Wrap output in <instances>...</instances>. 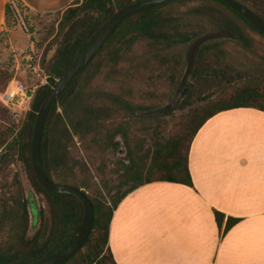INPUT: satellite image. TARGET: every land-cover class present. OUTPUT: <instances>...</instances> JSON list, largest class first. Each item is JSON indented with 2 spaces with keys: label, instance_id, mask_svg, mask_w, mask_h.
<instances>
[{
  "label": "trees",
  "instance_id": "trees-1",
  "mask_svg": "<svg viewBox=\"0 0 264 264\" xmlns=\"http://www.w3.org/2000/svg\"><path fill=\"white\" fill-rule=\"evenodd\" d=\"M17 1H19L17 6L9 2L4 6L6 32L16 25L18 6L23 4L20 0ZM142 1L145 0H74L72 5L61 13L56 32L50 34L52 37L50 43L53 45L58 42L55 56L45 67L51 85L37 88L21 128L18 129L11 122L9 109L0 103V237L2 236L0 264L41 262L64 250L76 237L83 215L80 201L72 196L45 190L32 169L30 146L34 122L43 100L56 80L65 74L105 23L122 8ZM190 1L192 0H171L125 18L98 53L73 77L51 105L39 146L42 171L50 182L81 189L93 208L92 227L87 239L81 249L63 264H115L108 247V234L113 211L120 200L132 190L156 181L191 186L187 157L191 141L203 123L219 112L235 108H254L264 112V81L260 79L255 78L233 87L230 99L222 100L231 82L222 80L224 72L220 67V55L223 54V43L205 41L196 51L191 78L200 86L215 84L216 98L211 95L200 97L198 94L197 100L203 104L190 110L186 119L189 127L179 136L159 146L153 154L151 161L153 176L141 179L139 171L130 168L124 178L129 179V172H132L134 176H138L136 183L128 187L110 205L86 193L85 190H91L95 194H98V191L91 188L95 184L89 175L82 180L76 174L75 168L79 163L71 158L68 150L73 145V136L85 138L94 131L99 121L111 119L112 115L120 110L134 117L125 96L99 89L92 91L91 81L98 77L101 68L107 65L116 71V66L123 55L122 51L131 50V47L139 42H147L149 53L155 55L156 63L162 67L170 66L172 76H176L177 67L182 59L181 49L188 47L196 37H199L204 28L197 30L191 27L184 23L183 17L187 18V15H182L180 20L178 16L167 13L165 8L172 3L183 5ZM205 1L219 3L261 35L224 2ZM235 1L250 9L264 22V0ZM42 46L43 43L37 44V48ZM104 52H107L105 56ZM11 78L12 73L0 67V94L6 89ZM195 84L189 83L184 87L178 109L183 110L192 106V89ZM108 102L116 103L117 108L110 107ZM121 132L116 130L113 134ZM122 134L126 138V132ZM17 160L24 164L29 183L36 193L45 197L49 207L50 230L43 243L39 242L38 232L33 238H27L30 201L26 198L18 174L15 172L7 178L6 172ZM131 176L133 177V174ZM215 220L220 225L223 215L215 212ZM235 222L236 219L228 218L225 231Z\"/></svg>",
  "mask_w": 264,
  "mask_h": 264
},
{
  "label": "rangeland",
  "instance_id": "rangeland-1",
  "mask_svg": "<svg viewBox=\"0 0 264 264\" xmlns=\"http://www.w3.org/2000/svg\"><path fill=\"white\" fill-rule=\"evenodd\" d=\"M8 2L14 6L19 4L17 0ZM18 9L15 27L0 32V67L12 73L7 85L9 90L20 92L16 113L10 111L11 122L19 129L37 88L50 84L45 67L55 56L58 45V42L50 43V34L56 32L62 12L35 13L23 4ZM165 10L180 20L182 15H187V18L183 17L184 23L197 30L204 28V32L188 47L179 50L182 59L176 76H172L170 66L162 67L156 63L155 55L149 53L147 42L136 43L129 51L123 50L116 71L108 65L101 68L98 77L91 81L90 89L125 96L134 117L120 110L111 119L99 121L94 131L85 138L73 136V145L68 149L71 158L79 163L75 168L78 177L83 180L89 175L95 184L91 188L98 191L95 194L85 190L86 193L108 205L136 183L138 176L132 172H129V179L124 178L130 168H136L141 179L153 176V154L159 146L189 127L186 119L190 110L203 104L197 100L199 95L216 98L215 84L200 86L191 78L195 54L203 42L223 43V54L220 55V67L224 72L222 80L231 82L222 100L230 99L233 87L255 78L264 81V38L231 11L215 1L205 0H192L183 5L172 3ZM39 43H43L41 48H37ZM189 83L195 84L192 89L193 104L180 110L177 106L182 101L184 87ZM23 96L26 97L21 100ZM108 105L115 108L116 103L108 102ZM116 130L122 132L114 135ZM123 132H126V138ZM184 146L186 149L187 142ZM15 172L30 201L27 238H33L38 232L39 242L43 243L50 230V211L46 199L35 192L20 160L8 169L7 178ZM132 174L133 177H130Z\"/></svg>",
  "mask_w": 264,
  "mask_h": 264
},
{
  "label": "crops",
  "instance_id": "crops-1",
  "mask_svg": "<svg viewBox=\"0 0 264 264\" xmlns=\"http://www.w3.org/2000/svg\"><path fill=\"white\" fill-rule=\"evenodd\" d=\"M20 1L53 14L74 0ZM7 2L0 0V32ZM187 168L191 186L156 181L117 204L108 234L115 264H264V112L210 117L191 141ZM228 218L236 222L225 231Z\"/></svg>",
  "mask_w": 264,
  "mask_h": 264
},
{
  "label": "water",
  "instance_id": "water-1",
  "mask_svg": "<svg viewBox=\"0 0 264 264\" xmlns=\"http://www.w3.org/2000/svg\"><path fill=\"white\" fill-rule=\"evenodd\" d=\"M171 0H145L142 2L131 4L127 7L117 11L103 26L99 33L92 39L83 52L77 57L70 68L58 78L49 93L43 100L39 111L36 115L32 130V139L30 146L31 165L34 174L40 185L47 191L55 194L68 195L80 201L83 209L82 220L80 228L74 240L64 250L56 255L35 264H63L73 257L82 247L87 239L93 220V208L91 202L87 199L81 189L50 182L44 175L40 159H39V146L43 127L50 111L51 105L59 97L62 91L70 83L73 77L86 66L92 58L102 48L108 37L119 26V24L128 16L138 11L166 3ZM228 7L238 13L244 18L253 28H255L264 37V22L250 9L239 4L235 0H220Z\"/></svg>",
  "mask_w": 264,
  "mask_h": 264
},
{
  "label": "built area",
  "instance_id": "built-area-1",
  "mask_svg": "<svg viewBox=\"0 0 264 264\" xmlns=\"http://www.w3.org/2000/svg\"><path fill=\"white\" fill-rule=\"evenodd\" d=\"M19 91L9 90V87L0 95L1 103L9 109L12 113H16L15 106L18 104L17 97H19ZM26 96H23L21 100L25 99Z\"/></svg>",
  "mask_w": 264,
  "mask_h": 264
}]
</instances>
